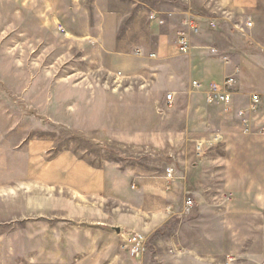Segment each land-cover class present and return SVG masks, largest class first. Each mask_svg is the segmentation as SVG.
Returning <instances> with one entry per match:
<instances>
[{"label":"crops","instance_id":"1","mask_svg":"<svg viewBox=\"0 0 264 264\" xmlns=\"http://www.w3.org/2000/svg\"><path fill=\"white\" fill-rule=\"evenodd\" d=\"M0 2L19 23L0 27V36H21L15 47L24 57L14 66L22 78H36L31 67L42 59L33 52L44 49V36L60 38L46 63L56 67L54 78H86L89 86L103 78L109 86L83 94L72 83L65 94L72 124L83 104L106 141L166 150L174 169L171 180L139 163L97 169L70 152L28 167L40 186L37 264H122L114 245L125 231L147 238L146 254L129 256L136 264H264V104L249 109L250 96L264 93L253 50L264 52V0H115L85 25L76 0ZM241 19L251 20L246 40L238 38ZM54 23L60 34L49 28ZM180 34L186 54L178 51ZM1 39L0 49L11 50ZM227 77L235 81L231 103L207 104L210 86ZM50 147H29L28 164ZM187 199L192 208L183 216Z\"/></svg>","mask_w":264,"mask_h":264},{"label":"rangeland","instance_id":"2","mask_svg":"<svg viewBox=\"0 0 264 264\" xmlns=\"http://www.w3.org/2000/svg\"><path fill=\"white\" fill-rule=\"evenodd\" d=\"M76 1L82 12V25H85L90 17L97 22L100 16L99 8L103 10L116 4L115 0L113 5L108 0ZM138 1L151 6V0ZM11 10V5L0 2V27H19L15 18H7V13H11ZM19 22L21 25V20ZM248 22L251 20L241 19L238 22V38L246 40L249 32ZM260 23L264 26V6ZM49 28L59 33L57 29L62 27L54 23L50 24ZM56 36L59 38L58 35ZM60 36H65V32ZM0 37L2 43L9 41L11 44V50L0 49V160H5L7 163L0 164V264H32L34 262L37 264L40 221L37 204L40 186L36 180L29 178L28 167L38 170L42 163L60 153L70 152L97 169L114 166L123 170L138 167L139 163L144 171L160 175L164 173L166 178L171 180L166 171L170 168L174 172L171 166L173 162L168 159L166 150L136 149L115 139L106 141L103 134L96 130L98 129L94 125L96 123L87 122L85 117L87 111L83 104L80 106L84 109L79 107L80 116L77 117L75 113L73 118L75 124H72L71 112L67 108L71 105V100L66 99L68 95H65L70 92L72 83L78 84L75 91L83 94H86L88 90L93 91V88L99 92L108 89L109 86L104 87L103 78H92L90 81L92 87L87 84L86 78H54L56 67L47 66L46 63L53 60L56 54L53 46L56 45L55 43H61L60 38L59 41L51 34L44 36L47 39L44 49L39 52L38 45L33 52L38 55L36 59H42L40 63L36 60V65L31 67V73L36 78H22V66H14V61L24 57L23 51L15 47L16 40H19L21 36L5 34ZM257 37L262 40L263 35L258 34ZM19 42L21 43V39ZM253 50L255 66L264 73V52L259 48ZM262 64L263 67L260 66ZM10 74L17 75V78H7ZM46 74L49 76L43 77ZM261 76L264 78V75ZM57 104H59L58 110L55 109ZM41 142H49L51 147L47 154L42 155L35 164L30 166L28 149ZM199 151L202 152L201 149ZM189 214L190 211L186 213L184 210L182 215ZM128 233L137 232H120L121 241L114 247L124 254L122 264H136L129 260L130 255L122 248V240ZM24 235L32 236L31 240H23L21 237ZM145 239L147 249V238Z\"/></svg>","mask_w":264,"mask_h":264},{"label":"built area","instance_id":"3","mask_svg":"<svg viewBox=\"0 0 264 264\" xmlns=\"http://www.w3.org/2000/svg\"><path fill=\"white\" fill-rule=\"evenodd\" d=\"M63 31V28H59ZM178 51L179 53L186 54L189 50V43L183 34L178 36ZM235 81L232 77H227L220 85H212L206 93V102L209 105H229L232 101L233 87ZM167 106L170 107L173 104L172 95L166 97ZM264 104V93L253 94L250 97L249 109L254 110L257 107ZM197 149L200 150L201 146L197 145ZM166 174L169 179L174 178V172L168 168ZM192 207V201L187 200L185 204V212L188 213ZM123 250L130 256L142 255L146 250V239L139 233H128L122 240Z\"/></svg>","mask_w":264,"mask_h":264}]
</instances>
